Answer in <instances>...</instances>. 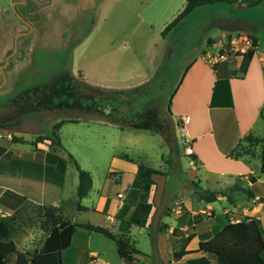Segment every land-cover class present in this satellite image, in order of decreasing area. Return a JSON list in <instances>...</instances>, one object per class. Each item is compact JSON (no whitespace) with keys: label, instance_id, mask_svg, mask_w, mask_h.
Masks as SVG:
<instances>
[{"label":"rangeland","instance_id":"1","mask_svg":"<svg viewBox=\"0 0 264 264\" xmlns=\"http://www.w3.org/2000/svg\"><path fill=\"white\" fill-rule=\"evenodd\" d=\"M184 7L185 0H0V104L12 102L25 89L46 83L62 70L95 86H139L147 81L150 69L162 64L172 39L178 44L173 47L168 65L171 69L182 65L195 48L199 50L190 63L211 52L207 60L224 54L228 56L227 63L234 66L243 58L241 54L251 48L252 35L261 40L264 50V2L253 8L245 4L197 8L176 30L162 37L165 27ZM210 38L220 41V46L211 50L209 46L214 41L208 43ZM245 38L249 39V48L244 47ZM185 67L187 64L183 70ZM233 74L242 75L239 69ZM206 88V83L202 84L196 94L199 111ZM174 98L171 108L166 101L160 109L155 130L121 128L102 120L48 112L20 114L0 122V146L8 151L0 160V183L15 187L21 173L34 174V178L44 182L46 162L44 183L46 188L55 189L46 194L44 202L49 203L44 206L30 202L10 215L0 210V216L11 218L16 227L10 239L17 251L9 258L10 263L16 260L17 253L28 258L33 255L53 226L54 218L47 217V213L54 209L55 217L71 223L110 229L118 239L139 251L138 264H188L201 257L205 264H217L209 253L180 260L174 254L190 234L195 237L186 249L196 250L201 238L213 237L228 222L252 216L239 207L246 202L243 193H237L235 201L220 197L207 203L193 192L194 158L180 142L177 122L172 117ZM69 154L93 178V187L83 199L77 196L78 172ZM139 164L162 173L155 177L156 184L150 190L153 208L144 228L131 222L139 202V189L133 185ZM26 182L30 190L34 181ZM208 186L211 191L216 188ZM56 199L60 200L52 201ZM80 204L90 210L79 211ZM230 206L234 208L228 211ZM122 207L127 212H120ZM253 217H259L264 235V214ZM32 233L33 243L29 240V244L21 245L20 241L30 239ZM93 251L100 254L99 258L93 256V264H101V260L129 264L121 259L113 240L82 228L76 230L71 246L63 251V264H91L89 254Z\"/></svg>","mask_w":264,"mask_h":264},{"label":"trees","instance_id":"2","mask_svg":"<svg viewBox=\"0 0 264 264\" xmlns=\"http://www.w3.org/2000/svg\"><path fill=\"white\" fill-rule=\"evenodd\" d=\"M263 2L264 0H186L183 11L165 27L162 37L176 30L180 23L191 16L197 8L222 4L230 6L245 4L247 7L253 8ZM171 41L162 64L148 81L139 86L126 89L95 86L73 76L70 72H62L45 85L33 89L29 94L30 98L26 102L25 109L32 113L48 112L75 118L102 120L127 129L155 130L160 109L166 101L171 108L176 92L194 63V61L191 63L189 61L199 50V48H195L182 62V65L171 69L168 65L174 52L173 47L178 44L176 39ZM211 41L210 38L208 43ZM251 43V48L241 54L243 58L239 70L242 74L247 72L254 57L258 39L252 36ZM186 64L187 67L183 70ZM222 64H227V61ZM170 125L172 126L173 123L171 122ZM247 139L251 144L256 143V139L252 136H248ZM7 154L8 151L0 146V160ZM69 157L78 172L77 196L79 199H83L88 196L93 187V178L89 171L81 168L72 154H69ZM261 161V172L264 174V144ZM157 175H162V173L155 168L144 164H139L137 167L133 185L139 189V202L131 222L140 228L146 226L153 208V204L149 202V195L152 186L156 184L154 176ZM192 184L193 192L207 203L216 202L220 197L230 199L224 191L204 189L195 181ZM233 189L242 191L248 198L254 197L251 188L235 186ZM26 200V196L8 189L0 196V210L16 212ZM52 210L50 209V214L47 213V217L54 218L53 226L43 245L38 247L30 258L24 253H17L13 263H10L9 258L16 253L17 249L16 244L10 238L15 233L16 227L11 218L0 216V264H63V251L71 246L73 236L78 228L102 234L113 240L122 260L129 264L139 263L137 257L139 251L136 248H131L123 239H118L110 229L89 223H71L62 217H55ZM79 210L87 209L79 205ZM194 237V233L186 237L180 250L174 254L177 260L204 252L213 255L217 264H264V235L258 218L252 217L238 222H228L213 237L201 238L198 249L187 250L186 246ZM205 261L204 257L195 258L188 264H205Z\"/></svg>","mask_w":264,"mask_h":264},{"label":"crops","instance_id":"3","mask_svg":"<svg viewBox=\"0 0 264 264\" xmlns=\"http://www.w3.org/2000/svg\"><path fill=\"white\" fill-rule=\"evenodd\" d=\"M252 23L254 24V22ZM256 27L259 28L257 25ZM220 36L222 35L219 34L218 38ZM252 36L258 39V46L245 74L241 76L233 74L234 71H238L242 58H239L234 66L229 63L223 65L222 63L227 61L228 56L225 55L222 61L216 63L213 60H207L211 56V52H206L207 55L195 60L187 71L174 98L176 105L171 112L176 122L184 115L191 118V123L188 126V134L193 139L194 152L191 181L198 182L202 188L207 190L209 189L208 185H213L216 187L214 191L227 192L230 201L236 200L237 193H243L233 187L251 188L254 197L248 198L243 193L246 196V202L239 207L241 210H246L245 214L253 217L258 216L259 213L264 214V174L261 172V154L264 144V50H262L261 40L257 36ZM215 40L212 39L213 46H209L211 50L218 48L221 44L220 41ZM242 52H245V48L242 49ZM159 66L160 64L156 68L150 69V74L146 76L147 81ZM204 83L207 88L202 97V110L199 111L196 109V94ZM248 136L255 138L256 143L251 144L247 139ZM43 170L46 183L48 173L46 162L43 163ZM135 172H137V166ZM32 175L34 174H29V177L28 174L21 173L19 183L17 182L15 187L0 183V196L8 189L26 196V202L18 210H22L30 202L39 206L48 204L49 200L44 202L45 196L55 189H51L52 186L46 188L44 182H40ZM26 179L36 183L39 181V184H35V186L34 182H31L30 191L29 185H26ZM57 200L60 199L52 201ZM81 206L90 210L88 206ZM246 206L249 208L247 209ZM124 208L122 207L119 211L127 212V208ZM135 208L136 206L133 211ZM231 208L234 206L226 209L229 211ZM3 212L10 215L17 211ZM256 218L259 219V217ZM24 232L28 233V229H25ZM48 236L49 234L37 248L43 245ZM32 237L34 238L33 233ZM31 238L22 239L20 244H29V240L33 243L34 239ZM93 256L99 258L100 254L95 251L90 252L89 261L91 264L96 263V258ZM101 264L111 263L101 260Z\"/></svg>","mask_w":264,"mask_h":264},{"label":"flooded vegetation","instance_id":"4","mask_svg":"<svg viewBox=\"0 0 264 264\" xmlns=\"http://www.w3.org/2000/svg\"><path fill=\"white\" fill-rule=\"evenodd\" d=\"M20 18V17H19ZM20 20L22 21V22H24V23H26L29 27H30V29L32 30L33 29V27L32 26H30L27 22H25L24 20H23V18L21 17L20 18ZM29 33V32H28ZM28 33H22V35H26V34H28ZM16 41V40H15ZM15 50V49H14ZM17 50V49H16ZM15 50V51H16ZM11 56H9L7 59H6V62H5V66H7L8 65V60H9V58H10ZM62 72H70V73H72L71 71H66V70H62L61 72H59L58 74H60V73H62ZM1 73H2V76H3V80H4V82H6L7 81V78H6V76H5V74H4V69L3 68H1ZM58 74H56V76L58 75ZM72 75H73V73H72ZM73 76H75V75H73ZM55 77V76H54ZM76 77V76H75ZM48 82V81H47ZM46 82V83H47ZM46 83H44V84H42V85H35V86H31V87H29V88H27V89H25L23 92H21L19 95H17V97L15 98V99H13V101L12 102H9V103H7V104H0V106H12V105H16L17 107H19V109H20V113L18 114V115H29V114H36V113H32V112H29L27 109H25V106H26V102L29 100V98H30V93L33 91V89H35V88H37V87H39V86H43V85H45ZM2 85H0V87H1ZM42 113V112H41ZM18 115H16V116H14V117H17ZM14 117H7V118H2V116L0 117V122H5V121H9V120H11L12 118H14Z\"/></svg>","mask_w":264,"mask_h":264},{"label":"built area","instance_id":"5","mask_svg":"<svg viewBox=\"0 0 264 264\" xmlns=\"http://www.w3.org/2000/svg\"><path fill=\"white\" fill-rule=\"evenodd\" d=\"M245 40H246V45L244 47L249 48V45H248L250 44L249 39L245 38ZM235 42L236 40H234L233 43L235 44ZM224 56H225L224 54H220L214 58L211 57L210 59L217 63L220 60L222 61V59H224ZM190 123H191V118L187 115H184L179 118V120L176 123V126H177V131L179 133L178 136H179L181 144L184 146L187 154L192 156L194 155L193 148H192L193 139L188 134V126L190 125Z\"/></svg>","mask_w":264,"mask_h":264},{"label":"water","instance_id":"6","mask_svg":"<svg viewBox=\"0 0 264 264\" xmlns=\"http://www.w3.org/2000/svg\"><path fill=\"white\" fill-rule=\"evenodd\" d=\"M16 49H17V40L15 41V50ZM19 113H20V109L16 105L0 106V117L2 116V118L14 117L18 115Z\"/></svg>","mask_w":264,"mask_h":264}]
</instances>
